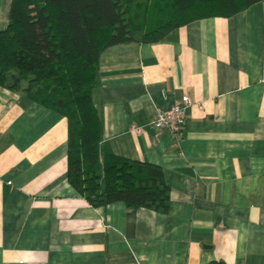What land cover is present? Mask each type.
Returning a JSON list of instances; mask_svg holds the SVG:
<instances>
[{"label": "crops", "instance_id": "obj_1", "mask_svg": "<svg viewBox=\"0 0 264 264\" xmlns=\"http://www.w3.org/2000/svg\"><path fill=\"white\" fill-rule=\"evenodd\" d=\"M183 95L202 110L174 142L149 123ZM91 101L106 151L161 170L167 212L91 208L65 119L0 88V264H264V0L104 50Z\"/></svg>", "mask_w": 264, "mask_h": 264}, {"label": "trees", "instance_id": "obj_2", "mask_svg": "<svg viewBox=\"0 0 264 264\" xmlns=\"http://www.w3.org/2000/svg\"><path fill=\"white\" fill-rule=\"evenodd\" d=\"M260 0H11L0 32V88L66 121V182L91 208L167 212L162 172L110 154L91 101L113 46L157 44L195 21L230 18Z\"/></svg>", "mask_w": 264, "mask_h": 264}, {"label": "built area", "instance_id": "obj_3", "mask_svg": "<svg viewBox=\"0 0 264 264\" xmlns=\"http://www.w3.org/2000/svg\"><path fill=\"white\" fill-rule=\"evenodd\" d=\"M191 106H195L199 111L202 110L201 105H193L188 96L183 95L180 101L174 103L168 110L159 112L156 118L150 121L149 126L167 132L174 142H177L182 137L185 110Z\"/></svg>", "mask_w": 264, "mask_h": 264}]
</instances>
